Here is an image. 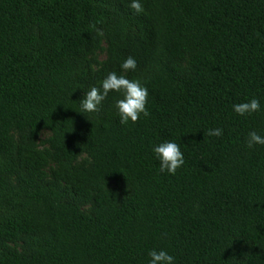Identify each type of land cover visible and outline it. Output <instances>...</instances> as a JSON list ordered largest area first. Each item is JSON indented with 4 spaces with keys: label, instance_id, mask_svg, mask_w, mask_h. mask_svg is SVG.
Wrapping results in <instances>:
<instances>
[{
    "label": "trees",
    "instance_id": "16d2710c",
    "mask_svg": "<svg viewBox=\"0 0 264 264\" xmlns=\"http://www.w3.org/2000/svg\"><path fill=\"white\" fill-rule=\"evenodd\" d=\"M130 3L0 0V264H264V145L246 147L264 135V0ZM129 56L149 115L121 124L118 92L80 113ZM246 98L261 110L236 114Z\"/></svg>",
    "mask_w": 264,
    "mask_h": 264
},
{
    "label": "clouds",
    "instance_id": "9594fccd",
    "mask_svg": "<svg viewBox=\"0 0 264 264\" xmlns=\"http://www.w3.org/2000/svg\"><path fill=\"white\" fill-rule=\"evenodd\" d=\"M130 8L135 12L143 11L141 0H131ZM137 67L136 60L129 56L124 59L120 68L123 70L121 74L117 72H109L100 82V86H92L84 91V96L80 100V107L84 112H95L98 106L107 98L109 92L121 93L122 98L117 99L113 105L121 124H127L129 121L135 123L141 115L147 117L149 115L146 107L148 103V89L137 79H129L125 75L130 70ZM233 111L245 116L256 113L261 110L260 101L257 98H246L244 102L232 105ZM210 137H219L223 135L222 128H210L207 133ZM255 145H264V135L258 134L256 131H250L246 138V147L251 149ZM152 152L159 161V171L174 175L178 168L185 163L184 154L180 145L175 141L165 140L152 146ZM150 259L148 264H175L176 258L169 254L166 250L152 249L148 253Z\"/></svg>",
    "mask_w": 264,
    "mask_h": 264
}]
</instances>
